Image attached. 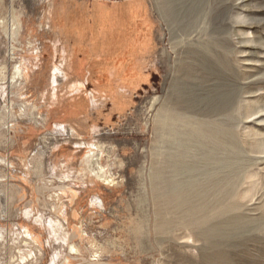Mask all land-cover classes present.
I'll return each instance as SVG.
<instances>
[{"label": "rangeland", "instance_id": "obj_1", "mask_svg": "<svg viewBox=\"0 0 264 264\" xmlns=\"http://www.w3.org/2000/svg\"><path fill=\"white\" fill-rule=\"evenodd\" d=\"M170 1L0 0V264H264V0ZM214 50L240 94L212 117L228 208L170 229L162 125L181 70Z\"/></svg>", "mask_w": 264, "mask_h": 264}, {"label": "bare ground", "instance_id": "obj_2", "mask_svg": "<svg viewBox=\"0 0 264 264\" xmlns=\"http://www.w3.org/2000/svg\"><path fill=\"white\" fill-rule=\"evenodd\" d=\"M197 2L199 6L205 5V0H197ZM210 11L213 19L216 20L217 12L212 5ZM171 13L176 14L172 7H170ZM241 15V13L236 14L234 23L240 22ZM224 27L223 25L221 28ZM232 31L238 40L240 31L236 28ZM240 43L237 41L236 44ZM16 50L13 44V59ZM234 50L237 53L241 52L240 46H236ZM207 53L203 52L201 55L200 64L189 63L181 70V76L175 81L176 97L172 101L173 106L162 125L169 135L167 141L163 139L165 147L169 144V148L167 147L169 151L156 177L158 193L169 205L173 215L177 216L176 219L170 218L163 223V226L170 229L182 224L189 228L197 227L200 224V214L212 208L214 204H220L221 208L223 205L225 208L221 210L223 212L228 208L225 198L230 193V189L226 186L228 183L226 176L235 171L236 164L218 155V151L224 146L221 145L228 140V133L226 129L225 131L221 129L212 117L227 111L230 105L233 107L240 94L237 85L232 89L225 88L224 74L217 65L219 60L226 63L225 57L218 55L217 52L216 55ZM2 76L6 77L4 71ZM28 76L26 67L21 61L14 65L10 81L16 84ZM178 80L182 82L181 86H178ZM178 109L184 112L178 114ZM188 113L198 114L201 117L196 118ZM91 159V154L87 155L89 162ZM97 176L103 175L98 172ZM230 219L234 224L238 221L237 216ZM219 231L218 226H212L202 229L198 234L210 237Z\"/></svg>", "mask_w": 264, "mask_h": 264}, {"label": "crops", "instance_id": "obj_3", "mask_svg": "<svg viewBox=\"0 0 264 264\" xmlns=\"http://www.w3.org/2000/svg\"><path fill=\"white\" fill-rule=\"evenodd\" d=\"M135 1H145L144 2V5L146 4V0H133V2H135ZM130 3H132V2H130ZM129 3V4H130ZM128 4V5H129ZM143 9H145L144 8V6H143ZM140 17V16H139ZM92 30H94V28L93 29H91L90 31H92ZM136 30V29H135ZM75 35H73L72 34V36L71 37H74V41H75V44H73V45H71V46H75V47H78V46H80V47H83V46H86V45H84V38H83V41L80 39V36H79V33H83L82 31L80 32L78 29H75ZM93 32L94 31H92L91 32V34H93ZM137 32V31H136ZM136 32H133V33H130V34H132V36L136 33ZM61 33H67V31L66 30H62L61 29ZM87 36V35H86ZM129 36V35H128ZM92 37H93V35H92ZM65 38H67V42H69L71 39L68 37V34H66L65 35ZM71 44V43H70Z\"/></svg>", "mask_w": 264, "mask_h": 264}]
</instances>
